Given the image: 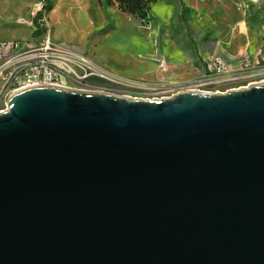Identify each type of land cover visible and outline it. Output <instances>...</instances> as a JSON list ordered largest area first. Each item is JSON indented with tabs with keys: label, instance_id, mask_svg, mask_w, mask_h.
Here are the masks:
<instances>
[{
	"label": "water",
	"instance_id": "1",
	"mask_svg": "<svg viewBox=\"0 0 264 264\" xmlns=\"http://www.w3.org/2000/svg\"><path fill=\"white\" fill-rule=\"evenodd\" d=\"M5 102L0 264H264V82Z\"/></svg>",
	"mask_w": 264,
	"mask_h": 264
},
{
	"label": "rangeland",
	"instance_id": "2",
	"mask_svg": "<svg viewBox=\"0 0 264 264\" xmlns=\"http://www.w3.org/2000/svg\"><path fill=\"white\" fill-rule=\"evenodd\" d=\"M40 9L38 0H0V40L31 47L50 35L72 55L84 54L90 69L64 86L79 91L167 97L189 87L214 57L234 68L264 41V0H152L144 21L106 0H53L46 34L33 38L32 16ZM4 62L0 110L15 90L7 82L13 68Z\"/></svg>",
	"mask_w": 264,
	"mask_h": 264
},
{
	"label": "built area",
	"instance_id": "3",
	"mask_svg": "<svg viewBox=\"0 0 264 264\" xmlns=\"http://www.w3.org/2000/svg\"><path fill=\"white\" fill-rule=\"evenodd\" d=\"M17 44L23 42L0 40V58H5L4 64L13 68L7 82L14 89V84L21 78H28L27 87L37 85L64 87L68 80L77 77L79 70L87 72L90 69L89 61L84 54L72 55L71 48L62 47L50 35L42 42L32 44V49L24 52L15 51ZM239 59V66L232 68L222 57H214L184 90L218 93L247 87L251 83L264 82L263 47L257 54H244Z\"/></svg>",
	"mask_w": 264,
	"mask_h": 264
},
{
	"label": "trees",
	"instance_id": "4",
	"mask_svg": "<svg viewBox=\"0 0 264 264\" xmlns=\"http://www.w3.org/2000/svg\"><path fill=\"white\" fill-rule=\"evenodd\" d=\"M41 3V9L32 16L34 30L33 38L40 37L45 34L46 26L44 19L47 13L53 8V0H38ZM152 0H106L108 5L117 4L118 8L127 14L137 16L141 21L147 20L150 15ZM264 48V41L262 43Z\"/></svg>",
	"mask_w": 264,
	"mask_h": 264
},
{
	"label": "bare ground",
	"instance_id": "5",
	"mask_svg": "<svg viewBox=\"0 0 264 264\" xmlns=\"http://www.w3.org/2000/svg\"><path fill=\"white\" fill-rule=\"evenodd\" d=\"M25 46H27V49H25ZM31 47L29 45H25L24 43L23 44H17V45H15V51L21 52V50H23V51L31 50L32 49ZM14 85H15V90L10 92L11 94L17 90H20V89L30 88V87H27V86H29L28 78H21V79L17 80V82Z\"/></svg>",
	"mask_w": 264,
	"mask_h": 264
},
{
	"label": "crops",
	"instance_id": "6",
	"mask_svg": "<svg viewBox=\"0 0 264 264\" xmlns=\"http://www.w3.org/2000/svg\"><path fill=\"white\" fill-rule=\"evenodd\" d=\"M52 9H53V8H52ZM52 9H51V10H52Z\"/></svg>",
	"mask_w": 264,
	"mask_h": 264
}]
</instances>
